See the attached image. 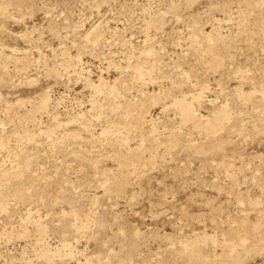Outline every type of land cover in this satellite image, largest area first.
Instances as JSON below:
<instances>
[{"label":"rangeland","instance_id":"obj_1","mask_svg":"<svg viewBox=\"0 0 264 264\" xmlns=\"http://www.w3.org/2000/svg\"><path fill=\"white\" fill-rule=\"evenodd\" d=\"M0 7V264H264V0Z\"/></svg>","mask_w":264,"mask_h":264},{"label":"bare ground","instance_id":"obj_2","mask_svg":"<svg viewBox=\"0 0 264 264\" xmlns=\"http://www.w3.org/2000/svg\"><path fill=\"white\" fill-rule=\"evenodd\" d=\"M3 9H4L3 7H0V10H3ZM149 53H151V52L149 51ZM213 62L220 63V60L218 58H215L213 60ZM215 65H217V64H215ZM90 83H91V86L96 91L102 90V88L105 86V82H103V79H100V81L97 84L93 81H91ZM241 95L244 98L251 97V94H247V93H245V91L242 92ZM199 96H201V92L193 95L194 98H197ZM51 100H52L51 96L48 93H45L41 97V100L37 103H34L32 108L29 110V112H28L29 116L31 118H34L37 111L48 108ZM173 104L179 109L181 116H182V121L192 122L194 124V126L198 128V130H206V131L209 130L212 132L216 131L218 127H220L222 124H224V121L228 118V115L230 113V112L228 113V107L229 106L227 104V105H222L217 110L213 111V113H211L210 117L204 116L201 113L197 112L196 108L194 107V101L193 100L189 101L187 96L175 98ZM80 118L81 119L83 118L82 114H81ZM107 132H110V129H106V130L102 131V133H107ZM47 133H51V132L47 131ZM1 143L3 144L4 142L1 141ZM124 146H127V144L125 142H124ZM12 175H15V173H9V171L8 172L6 171L3 173V178H8V177L10 178ZM123 186L124 185L122 182H119V183L117 182L116 188L121 190L123 188ZM254 203L257 204L258 203L257 200ZM86 225H87V223L83 224L81 227H84ZM36 226H37V236H38L37 241H38V244H41V240L44 237V233H45V228H44L45 225H42V223L37 222ZM254 228H256V227H254ZM239 236L241 238L240 239L241 242L245 243L246 242L245 237H243V235H241L240 233H239ZM67 246H69V245L64 244L62 247L56 246L55 250H53L49 247V245L43 244V246H41V248L39 250V254L41 256H43L44 258L50 260L52 257H54L56 255H60L62 252H64L63 249ZM189 246H190L191 257L193 259L199 260V258L201 257L200 256L201 250L199 248L198 238H196V240H193ZM230 246H234V244L232 243V244H230ZM186 248H188V247L186 246ZM86 261H87V259H86ZM87 262H89V261H87ZM79 264H80V262H79Z\"/></svg>","mask_w":264,"mask_h":264}]
</instances>
